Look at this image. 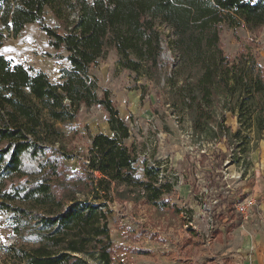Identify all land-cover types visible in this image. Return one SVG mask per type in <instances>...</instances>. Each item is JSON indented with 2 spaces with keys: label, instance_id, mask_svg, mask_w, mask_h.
I'll list each match as a JSON object with an SVG mask.
<instances>
[{
  "label": "trees",
  "instance_id": "trees-1",
  "mask_svg": "<svg viewBox=\"0 0 264 264\" xmlns=\"http://www.w3.org/2000/svg\"><path fill=\"white\" fill-rule=\"evenodd\" d=\"M48 13L62 29L48 24ZM33 22L67 52L70 65L58 82L1 52L8 36ZM222 24L251 32L264 27V0H0V210L10 211L22 224L17 231L33 243L9 247L15 264H115L107 209L114 195L136 205H169L163 196L173 186L159 181L155 167L143 164L140 175L139 159L125 143L128 122L110 91L100 93L93 67L110 51L139 76L160 81L165 74L169 105L190 116L198 137L220 136L230 145L243 128L261 136L264 66L246 52L228 56ZM92 106L107 112L110 133L90 136L81 169L74 170L67 160L76 155L56 122H72ZM225 110L238 116L235 132L224 124Z\"/></svg>",
  "mask_w": 264,
  "mask_h": 264
},
{
  "label": "rangeland",
  "instance_id": "rangeland-1",
  "mask_svg": "<svg viewBox=\"0 0 264 264\" xmlns=\"http://www.w3.org/2000/svg\"><path fill=\"white\" fill-rule=\"evenodd\" d=\"M46 20L48 24L62 29L51 13L46 15ZM162 29L167 31L165 25ZM220 33L223 49L228 56L233 59L238 53L246 52V55H254L264 66V27L251 32L244 25L222 24ZM1 52L34 71H45L52 82H58L61 69L70 65L67 52L52 46L49 37L37 22L26 25L17 37L8 36ZM93 73L98 80L100 93L104 89L110 91L120 116L128 123L140 120L142 128L133 132V139L126 140L131 147L140 149L145 142L150 141L153 133L148 128V122L154 120L165 134V145L174 156L176 171H187L192 182L204 177L217 186L225 185L221 195L223 198L219 206H215L216 223L210 232L200 217L196 197L191 193L189 194L194 197V204H183L174 191L165 194L163 200L169 203L166 207L162 203L160 207L141 203L136 205L131 200H117L114 195V200L108 203L107 209L110 211L109 226L114 242L115 264H173L172 257L177 252V264H198L196 255L199 246L213 233L222 230L221 227L226 234L232 231L235 222L231 220H237L243 215L235 204L243 203L249 198L257 203V207L251 209L249 215L254 213L264 221V210L259 206L264 201V130L256 138L252 128H243L241 137H236L230 145L228 138H200L195 135L193 139L199 148L203 147L206 151L201 156L199 171H196L197 164L194 160L189 156L182 158L179 140L181 133L189 132L192 128L190 116L178 107L169 105L172 99L169 86L164 83L165 74H162L163 79L155 81L125 70L120 67L118 55L113 50L105 59L99 60L93 67ZM221 104L222 102L215 103L218 113H221ZM225 114L224 124L235 132L241 126L238 116L229 110H225ZM56 125L64 133L67 148L76 155L67 160L74 170L81 169V161L91 144L90 136L99 132L110 133L108 114L99 106L83 107L76 120L67 123L57 121ZM213 126L216 127V124L213 123ZM137 165L139 172L144 169L142 159L138 160ZM40 177L42 175L30 176L31 179ZM224 199L225 202L222 203ZM12 204L25 206L20 201ZM226 218L228 221L224 223ZM17 229L21 230L22 224L11 217L10 211L0 210L2 264H15L12 253L8 252L9 247L20 249L33 246V243L23 239ZM184 258L188 261L184 262ZM90 263L100 264L91 259Z\"/></svg>",
  "mask_w": 264,
  "mask_h": 264
},
{
  "label": "built area",
  "instance_id": "built-area-1",
  "mask_svg": "<svg viewBox=\"0 0 264 264\" xmlns=\"http://www.w3.org/2000/svg\"><path fill=\"white\" fill-rule=\"evenodd\" d=\"M129 138L133 139V132L142 128L140 120L129 122ZM148 128L152 131V137L149 142L140 149H133L135 156L143 160L146 167H155L158 170V178L160 182L170 183L173 186L174 192H179L183 186H188L189 193L196 197V202L199 204L201 219L207 226V231L213 230L216 223L215 206L222 200L221 195L224 192L225 185L217 186L208 182L207 178H199L197 181L192 182L188 177L187 171H176L175 163H173L174 156L166 147L164 132L157 126L154 120L148 122ZM195 134L193 129L186 133L179 135L181 142L182 158L184 156L190 157L196 162V171L200 167L201 156L205 155V149L199 148L196 141L193 139ZM172 168V169H171ZM199 171V170H198ZM228 188L230 183L227 184ZM219 206V205H218ZM221 206V205H220ZM237 210L243 213L244 216H249V211L257 207L256 200L249 198L245 202L235 204ZM225 207V206H224Z\"/></svg>",
  "mask_w": 264,
  "mask_h": 264
},
{
  "label": "crops",
  "instance_id": "crops-1",
  "mask_svg": "<svg viewBox=\"0 0 264 264\" xmlns=\"http://www.w3.org/2000/svg\"><path fill=\"white\" fill-rule=\"evenodd\" d=\"M126 140L130 141L129 138ZM126 140V145L131 147L130 142L127 143ZM139 173L143 176L144 170ZM175 193L183 204H194V197L189 194L188 186L181 187L179 192ZM259 206L264 210V201ZM260 217L254 213L248 217L240 215L237 220H231L235 224L228 234L223 227L219 232L213 233L199 246L196 255L198 264H264V221ZM226 221L228 218L224 219V223ZM177 255L178 252L172 257L173 264H177L179 260ZM187 261V258H184V262Z\"/></svg>",
  "mask_w": 264,
  "mask_h": 264
}]
</instances>
